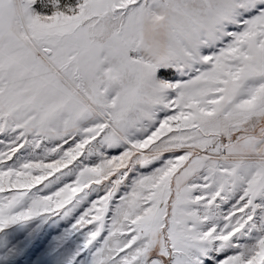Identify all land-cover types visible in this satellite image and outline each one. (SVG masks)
Returning <instances> with one entry per match:
<instances>
[{
  "label": "snow or ice",
  "instance_id": "snow-or-ice-1",
  "mask_svg": "<svg viewBox=\"0 0 264 264\" xmlns=\"http://www.w3.org/2000/svg\"><path fill=\"white\" fill-rule=\"evenodd\" d=\"M0 264H264V0H0Z\"/></svg>",
  "mask_w": 264,
  "mask_h": 264
}]
</instances>
